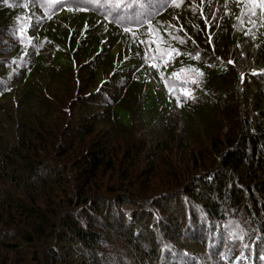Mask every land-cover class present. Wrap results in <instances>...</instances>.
Listing matches in <instances>:
<instances>
[{"label":"trees","instance_id":"obj_1","mask_svg":"<svg viewBox=\"0 0 264 264\" xmlns=\"http://www.w3.org/2000/svg\"><path fill=\"white\" fill-rule=\"evenodd\" d=\"M260 3L0 0V264H264Z\"/></svg>","mask_w":264,"mask_h":264},{"label":"snow or ice","instance_id":"obj_2","mask_svg":"<svg viewBox=\"0 0 264 264\" xmlns=\"http://www.w3.org/2000/svg\"><path fill=\"white\" fill-rule=\"evenodd\" d=\"M164 3L166 4V3H167V0H164ZM161 6H164V5H161ZM259 7H260L261 10H262V14H264V0H261V3L259 4ZM153 42L156 43L157 41H156V40H153ZM170 51H171V50H169V52H170ZM228 63H232V62L229 61ZM152 66L155 67V65H152ZM196 71H197L198 74H200V73H199V70H196ZM201 75H202V74H201ZM184 95H185V97H187V96L190 95V93H189L187 90H185Z\"/></svg>","mask_w":264,"mask_h":264}]
</instances>
